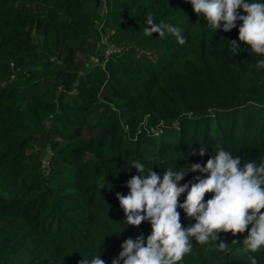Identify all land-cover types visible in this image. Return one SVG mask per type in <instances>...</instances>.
Returning <instances> with one entry per match:
<instances>
[{"label": "trees", "instance_id": "obj_1", "mask_svg": "<svg viewBox=\"0 0 264 264\" xmlns=\"http://www.w3.org/2000/svg\"><path fill=\"white\" fill-rule=\"evenodd\" d=\"M99 1L0 0V264H112L124 240L146 242L150 222L127 225L117 199L136 162L161 178L219 149L264 164V55L239 41L242 21L215 31L188 0ZM149 13L185 43L146 36ZM103 34L122 49L86 70ZM196 177L206 174L179 186ZM177 210L183 227L195 223ZM250 228L192 238L178 264H264V246L240 251Z\"/></svg>", "mask_w": 264, "mask_h": 264}, {"label": "clouds", "instance_id": "obj_2", "mask_svg": "<svg viewBox=\"0 0 264 264\" xmlns=\"http://www.w3.org/2000/svg\"><path fill=\"white\" fill-rule=\"evenodd\" d=\"M194 13L203 15L207 25L215 31L223 23V31H231L236 21H242L238 39L250 46L252 52L264 55V3H248L246 0H188ZM242 9L246 15H239ZM146 36L165 31L177 37L180 44L185 40L179 29L172 25L156 24L149 13L146 18ZM234 49L239 48L236 41L231 42ZM257 68H264V59L259 60ZM215 156L207 160L204 166L193 164L185 172L173 171L160 174L151 170L142 176L144 167L139 162L134 167L140 175L127 181L129 193H117L120 207L123 209L127 225L140 226L143 221L151 224V234L146 242L144 237L126 239L122 251L112 264H178L185 254L192 250V238L204 245L209 240L218 241L220 233L233 236L243 234L251 225L242 241L243 253H256L264 246V164L257 166L248 162L241 166L239 157L233 158L230 152L219 149ZM205 154L202 149L199 153ZM188 171L206 174L205 178L196 177L195 183L179 186ZM187 193L183 203L181 194ZM212 197L205 202V195ZM183 209L187 217L195 223L185 228L180 222ZM240 241L233 240L232 243ZM227 244L221 242L218 249L224 251ZM250 264H257L255 256L249 257ZM81 264H105L100 256L90 261L81 260Z\"/></svg>", "mask_w": 264, "mask_h": 264}, {"label": "rangeland", "instance_id": "obj_3", "mask_svg": "<svg viewBox=\"0 0 264 264\" xmlns=\"http://www.w3.org/2000/svg\"><path fill=\"white\" fill-rule=\"evenodd\" d=\"M101 14L103 15V11H104V7L103 5H101ZM106 38V37H105ZM108 43H106L107 48L104 47H100L99 50L95 51L93 57L91 58V60L88 61V63L86 64V70L88 68H90L92 65L97 64V63H101L104 61V58L108 55L109 52H107L109 50V48H111V42L109 40H107Z\"/></svg>", "mask_w": 264, "mask_h": 264}, {"label": "built area", "instance_id": "obj_4", "mask_svg": "<svg viewBox=\"0 0 264 264\" xmlns=\"http://www.w3.org/2000/svg\"><path fill=\"white\" fill-rule=\"evenodd\" d=\"M106 35H102V42L103 43H105L106 42ZM106 43H108V42H106ZM121 50L122 49V47H115L114 45H111V48H109V50L107 51V52H111L112 50Z\"/></svg>", "mask_w": 264, "mask_h": 264}, {"label": "water", "instance_id": "obj_5", "mask_svg": "<svg viewBox=\"0 0 264 264\" xmlns=\"http://www.w3.org/2000/svg\"><path fill=\"white\" fill-rule=\"evenodd\" d=\"M98 4H100V1L98 0Z\"/></svg>", "mask_w": 264, "mask_h": 264}]
</instances>
